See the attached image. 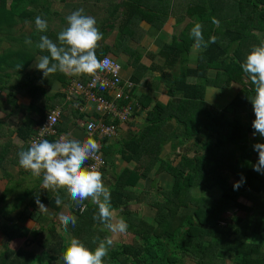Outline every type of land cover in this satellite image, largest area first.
<instances>
[{
	"label": "trees",
	"instance_id": "trees-1",
	"mask_svg": "<svg viewBox=\"0 0 264 264\" xmlns=\"http://www.w3.org/2000/svg\"><path fill=\"white\" fill-rule=\"evenodd\" d=\"M46 1L0 0V32L10 31L19 21H27L30 16L38 15V8L34 6L38 4L45 7ZM198 1L197 7H188L191 17L203 20L204 16L213 15L216 22L218 18L216 24H222L223 27L214 25L209 29L202 25H193L196 29L194 36L189 33V24L185 21V25L175 27L172 43H165L159 53L150 54L149 57L153 60L159 56L162 59L161 64H154L153 61L147 66L141 62V58L136 57L135 76L133 75L136 87L157 91L161 84H165L169 99L167 102H155L144 97L137 103L136 107L139 106L141 112L147 113V122L137 135L122 143L121 148L110 144L108 140L111 137L101 130L91 134L88 132L87 125L91 122L114 126L115 129L119 122L112 121L108 115L95 109L90 112L86 109V101L73 94L72 98L79 101L77 105L84 107L81 113L83 116L79 115L80 109H75L72 99L68 100V89L73 81L66 79L65 88L54 97L48 98L47 104H41L38 96L43 90L32 89L30 85L34 82L29 80L30 77L17 81L14 86L8 84L12 77L8 70L13 66L11 54L14 45L0 55V91H10L6 99L0 98V110L8 111L18 107V94L30 98V112L36 115L35 124H25L18 129L16 136L19 141L30 143L47 116L60 104L62 113L56 126L60 133L65 131V125L73 120L74 114L82 116L79 120L84 121L86 132L91 136L95 133L103 136L99 152L106 157V163L107 159H114V154L119 152L126 162L135 165L133 169H126L115 177L116 183L112 185L103 203L82 204L73 210L77 218H70L62 225L67 233L66 238L62 239L69 243L62 247L61 252L73 256L76 264H184L185 260L194 264H229L230 261L233 264H264V244L250 241L248 238L249 234L264 238V221L250 216L252 213L249 207L239 202V187L232 184L225 173L221 175L223 168L224 171L230 169L228 170L226 165L222 168L220 162L222 146L230 142L245 143L247 134L256 133L264 124V105L254 107L253 111H249L250 106H241L243 97L252 94L247 91L244 81L248 80L253 87L257 77L253 73V66L245 60L243 47H246L248 42H251L252 46V41L257 36L253 33L255 28H259L255 24L256 20L264 21V0H224L227 3L224 5L227 8L223 9V13L227 14L225 19L217 13L219 8L214 4V0ZM169 5L171 4L168 1L167 9ZM237 6L238 10L235 12ZM169 10L170 8L162 14L158 7L150 9V14L158 21H154L157 26L165 24ZM163 24L160 28H163ZM43 36L50 35L38 33L36 38ZM66 39L61 38L65 45L53 47V59L64 56L63 48L71 45V41ZM255 40L258 42L260 38L257 36ZM29 41L28 38L22 43L27 45ZM42 44L47 46L48 40ZM93 51L91 61L85 69V78L81 81L91 76L102 55H106L100 50ZM259 52L261 60L264 59V50L260 49ZM252 55L250 52L248 59H252ZM24 59L22 68H18L20 74H23L29 63L26 57L20 61ZM192 59L196 61L194 67L189 65ZM14 64L20 65V62ZM234 84L240 86V90L225 111L220 112L205 102L208 86L231 87ZM99 95L110 99L107 92ZM43 96L45 95L41 97ZM130 97L131 92H128L122 99V105L127 106ZM231 111L235 116L233 122L227 116ZM244 112L249 113L247 133L243 132L240 120H236ZM171 122L176 123V128L167 131L166 128L171 126ZM67 139L69 150L82 148V145L76 144L68 137ZM177 139L198 145L199 156L192 157L178 149L181 157L175 163L172 157L164 155L167 145ZM53 143L54 136H51L46 143L48 148ZM87 149L99 153L90 147ZM2 151L0 150V155H5ZM36 153L45 158L38 150ZM243 158H246L245 153ZM2 164L4 163L0 162V168L4 167ZM57 171L64 174L58 169ZM163 175L171 176L172 186L161 185ZM146 180H151L149 185L140 184ZM75 183L73 175L69 180L71 191L76 188ZM131 187L138 188V191H130L128 188ZM221 190L222 196L214 194L220 193ZM55 202L58 204L56 212L59 213L63 201L57 199ZM133 205L136 206L135 209L131 208ZM145 207L152 211L151 219L142 213ZM113 210L126 215L125 228L121 231L120 242L108 246L105 253L103 246L110 235L101 227L111 221ZM248 215L252 217L251 221H247ZM6 228V236L13 240L11 235L18 226ZM0 229L5 227L0 226ZM21 240L15 242L13 248H8L0 254V264H39L38 254L22 248ZM69 251H72V254ZM58 258L59 255L50 256L46 264H56Z\"/></svg>",
	"mask_w": 264,
	"mask_h": 264
},
{
	"label": "crops",
	"instance_id": "crops-1",
	"mask_svg": "<svg viewBox=\"0 0 264 264\" xmlns=\"http://www.w3.org/2000/svg\"><path fill=\"white\" fill-rule=\"evenodd\" d=\"M76 1L77 0H61V6L59 7L56 0H47L45 2V7L36 4L34 7L38 8V15L33 17L30 16L27 21H19L17 26L20 35L19 38L14 41L13 47L15 48V46L21 45L18 52H23L24 50H21L23 48L22 42L29 38V42L32 43L31 55L28 58L26 57L29 63L28 66L25 67L23 74L19 73L18 68H22L25 60L18 61L16 63L20 62V65H15L14 63L17 60L15 58L14 61L12 55L13 66L8 70L9 73L12 74V77L8 84L9 86H14L17 81L30 77L29 80L35 83L32 89L41 88L43 90L38 96V100L41 104H47L48 98L54 97L61 92L66 86L64 83L66 79L70 81L84 80L86 71L85 66L82 64L85 62L83 57L92 56L94 54L93 50L103 51L106 55L116 59L119 63L120 59L123 60V62L127 64V68H129V75L126 78H131V80H133L135 76V59L141 58V62L147 66H150L153 61L154 64H161L162 59L159 56L153 60L152 57H149L150 54L159 53L165 43H172L173 34L176 32L175 27L185 25V21L189 18L186 15L180 14V10L183 9L180 0H166L171 4L169 5V17L165 22L166 25L160 28L162 24L157 26L154 21H158L154 19L153 14H150V8L152 9V7L148 0H116V3L120 6L119 9H122V15H118L119 10L117 8L114 10L111 18L113 23H110L108 29H104L101 32L102 36L97 34V32L94 31L95 29H92L89 34H85V22L78 18V12L75 11ZM166 1L156 4L153 6L154 9L158 7L159 11L165 14L164 8L167 7ZM198 2V0H195V3H193L189 0V7H197ZM213 2L217 4L218 8H221L220 17L223 18L227 15L223 13V9L227 8L224 6L227 4L226 1L214 0ZM105 7L98 11L97 14L99 17H101L105 11ZM237 10L238 6L235 12H237ZM174 12L177 13V16L174 15ZM87 14L90 15L91 13ZM85 15L86 13L84 16ZM174 17L176 18L175 24L173 22ZM204 17L209 18L206 16ZM67 18H69L70 24L76 25L81 29L66 26L68 25ZM190 18L192 17L190 16ZM254 21L255 19L252 20V22ZM188 24H192V21L189 20V22H187V25ZM255 24L259 28H255L253 33L260 38V41H258L259 44L257 40H255L256 36L252 41L251 48L243 47L245 60L247 59V63L253 66V73L257 76L254 80L253 87L251 83H248V80L244 81L247 91L252 92V94L243 97L241 106H250L251 109H249V111H253L254 107L264 105V78L262 75L264 66L258 65L261 60L259 54L261 52L259 51L260 49L264 50V21L258 22L256 20ZM96 25L98 26V23H96ZM193 25L194 24L191 26ZM61 27H65V29L62 30L60 29ZM171 27H173V29ZM38 33H48L50 36L36 38ZM177 33L179 32L177 31ZM33 35L35 38H33ZM93 35L94 37H92ZM191 35L196 36L195 28H193ZM61 38H67L71 41L69 48H73L76 51L75 55L77 56V60L70 58L67 64H65L62 63L59 58L53 59L51 57L53 47H61V44L65 45V42L61 41ZM46 40H48L49 43L47 46L42 44L43 41ZM17 41L20 43H16ZM11 45L12 44H9L6 40L1 41L0 55L10 50L12 48ZM65 48L66 47H64L63 50H65ZM88 50L90 51L88 52ZM18 52L16 56L19 55ZM250 52L253 54L252 59H248ZM191 63L195 64L196 61H191ZM190 66L194 67L193 65ZM236 85L237 84H234L231 87L208 86L205 91V102L209 103L220 112L225 111L239 93L240 86ZM9 93L10 91L8 89L1 90L0 98L6 99ZM42 95L45 96L41 97ZM17 96L19 102L18 107L14 110H0V145H2V149L0 150H4L2 152L5 153V155H0V162L4 163L2 164L4 167L0 168V203H2L1 206H5L9 199L15 200L14 204L5 210H2L0 206V226L5 227V229H0V254L5 252L8 248H13L15 242L20 241L21 237H23L21 240L22 248L33 251L45 258L59 255L56 263L76 264L73 256L62 254L61 252L64 244L62 238L67 236L62 225L70 218L73 219L76 217V215L73 214V210L78 209L82 204L103 203L112 185L116 183L115 177L121 175L126 169H133L135 165L126 162L121 153L116 152L114 154V159H107V163L105 161V165L102 167L101 173L95 181L87 184H80L75 178L76 188L73 187L74 190L71 191L69 186L71 176L58 172L57 169L51 166L49 161H46L47 159L45 160V158L38 155L36 150L29 146V143H22L17 139L16 133L18 129L25 124H35L34 119L36 118V115L30 112L29 109L30 98L18 94ZM144 97L153 99L155 102H167L169 99L165 84H161L157 91L141 87L135 88L132 101L139 103ZM71 101L72 103L74 101L73 106L76 107L75 109H80V112H78L79 115L83 113L84 107H79L77 105L79 101L73 98ZM59 105L60 104H57L56 107ZM75 109L73 111H75ZM86 109L90 112L94 110V108L87 103ZM79 115L76 116L74 114L73 120L65 125L66 129L62 133L76 144L82 145V147L85 148L90 147L99 152V149L102 147L103 136L99 133H95L91 136L86 132L84 121L79 120L83 114L78 117ZM227 116L231 122L235 121L233 111ZM237 118V122L240 120L243 126V132L247 133L249 113L244 112ZM146 122L147 113L140 112V108L137 109L136 113L127 122L117 124L116 135L109 138V143L113 144L115 147L118 146V148H121V144L128 138L137 135ZM170 124L171 126L169 125V127L166 128L167 131L176 128L175 122H171ZM174 141L173 149L171 150V145L167 146L164 155L166 154L172 157L175 163H177L181 157L178 149L189 156H199L200 147L195 143H187L180 140L181 144L176 145ZM99 153L104 156L102 152ZM244 153L246 154L245 159L243 158ZM104 158L106 160V157ZM220 162L222 168L226 165L228 170L230 169V171H224L223 168L221 175L225 173L226 176H228V180L239 187L237 190L239 202L249 207V211L252 213L249 214L250 216H256L258 220L264 221V124L260 126L256 133L250 132L247 134L245 143L234 144L230 142L222 146ZM232 168H234V170ZM259 171L261 172L259 173ZM163 176L161 178L162 180H160L161 185H165V187L172 186L171 182L173 179L171 176ZM24 177H26L30 183H25L26 180ZM256 178L258 179L257 182L255 181ZM150 181L151 180H146L145 182L141 181L140 184L144 183L143 185L146 186L150 184ZM24 183L28 184L25 193L22 192V188L25 187ZM10 184H14V186L17 185V188L14 190L13 188H9ZM33 184L35 185L33 186ZM128 189L134 192L138 191V188L131 187ZM6 193H11V197H5ZM214 194L216 196H222V190L220 193L215 192ZM23 197H26V199H23ZM57 199L63 201L62 210L59 213L56 212L58 204L55 201ZM131 208L135 209L136 206L133 205ZM142 213L145 217L150 218L153 216L152 211L146 207L143 208ZM111 215V221L103 224L101 227L104 232L110 235L103 246L104 249L114 242H120L122 239L121 231L125 228V214L118 210H113ZM249 215L246 216L247 221L252 220V217ZM14 225L18 226V228L13 231L14 234L12 233L11 235L13 240H10L9 236H6V227H12ZM118 234H120V236H118ZM72 251H69V253L72 254Z\"/></svg>",
	"mask_w": 264,
	"mask_h": 264
},
{
	"label": "built area",
	"instance_id": "built-area-1",
	"mask_svg": "<svg viewBox=\"0 0 264 264\" xmlns=\"http://www.w3.org/2000/svg\"><path fill=\"white\" fill-rule=\"evenodd\" d=\"M122 71L123 66L113 57L108 55L102 57L96 70L87 80H74L71 83L68 89V100L72 99L73 94H77L96 111L108 115L112 121L127 122L133 116L134 109L131 104L122 105V99L133 83L123 78ZM104 92L110 95V99L99 95ZM61 113L62 107L58 106L47 116L29 146L44 155L52 167L65 175H74L80 184L91 183L97 179L105 163L104 158L101 154L87 148L68 149L69 141L66 135L56 128ZM87 130L90 134L101 130L109 137L116 134L114 126L98 122L89 123ZM51 136H54V143L48 148L46 143Z\"/></svg>",
	"mask_w": 264,
	"mask_h": 264
},
{
	"label": "rangeland",
	"instance_id": "rangeland-1",
	"mask_svg": "<svg viewBox=\"0 0 264 264\" xmlns=\"http://www.w3.org/2000/svg\"><path fill=\"white\" fill-rule=\"evenodd\" d=\"M56 1L58 2V7L61 6V0H56ZM69 1H72V0H69ZM148 1H149L150 6L153 8V6H155L156 4H160L161 2H165L166 0H148ZM191 2L195 3V0H191ZM180 3H182V6L181 7H183V9L180 10V14H182L184 16L186 15V16L189 17L188 20H186L187 22H189V20H191L192 21V24H194V25H197V24L198 25H202L203 27L209 28V29L212 26H214V25L215 26L220 25V28L223 27L222 24H216L218 22V18H217V22H216L215 21V18L213 17V15L210 16L209 18H205L203 20H200L199 18L194 17V16H193L194 18H190V16H191L190 14L191 13H190V10L188 9V7H189V0H180ZM75 5H76L75 11L78 12V14H77L78 18H80L82 21L85 22V26H84V33L85 34H89L92 29H95L94 31L97 32V34L101 35V32L104 29H108V26L110 25V23H113V21H112L111 18L113 16V12H114V10H116V8L119 10L118 15L119 16L122 15V9L121 10L119 9L120 6L116 3V0H77L75 2ZM105 6H109V7H105ZM103 7H105V11L101 15V17H99L97 13ZM32 8H33V6H32ZM220 9L221 8H219L218 11H217L218 14L221 13V10ZM167 10H168L167 7L164 8V11L165 12H167ZM169 12H170V10H169ZM85 13H86V15L84 16ZM87 13H91V14L89 15ZM174 15L177 16V13L174 12ZM70 16H72V15H70ZM168 17H169V13H168ZM67 20H68V25H66V26L72 27V28H75V29H77V28L81 29L80 27H78L76 25L70 24L69 23V18H67ZM211 20H212V22H211ZM173 22H174V24L176 23V18L175 17H174ZM96 23H98V26L96 25ZM192 24H189V26L187 27L189 29V33L190 34H191L192 30H193V27L191 26ZM165 25L166 24H163V26H165ZM17 26L16 27L13 26L10 31L2 30V32H0V40H5L6 39V41L9 44H13L14 41L16 39H18L19 38V35H20V31L17 28ZM171 28L173 29V27H171ZM60 29L63 30V29H65V27H61ZM7 34H9V35H7ZM142 35H144V34H142ZM92 37H94V35ZM16 43H20V42L17 41ZM248 44H250V45H248ZM22 45H23V48L21 50H24L23 52H21L18 56H16L19 48H21V45H19V46H15V48L12 51V54H11V55H13L14 59L15 58L17 59V61H20L22 58H25V57H28V56L31 55L30 53H31L32 43L28 42L27 45H25V44L22 43ZM246 47L251 48V42H248L246 44ZM64 52H65L64 56L59 57V59L61 60L62 63L67 64V62H68V60L70 58H73V59L77 60V56L75 55V52L76 51L70 49L69 46H66ZM83 60H85V62L82 63V64L85 66V69H86V66L91 61L90 56L83 57ZM119 61L124 66V70L122 71L123 78H126L129 75V68H127V64L124 63L123 60L120 59ZM191 61H194L195 62V59H192L189 62V65L195 66L196 63L195 64H192ZM15 63H16V61H15ZM258 65L264 66V59H262L259 62ZM262 75L264 76V67L262 69ZM30 86L32 88L33 86H35V83L34 84H31ZM172 141L169 143V145H171V146H172ZM174 142H175L176 145H180L181 144V142H180L179 139L175 140ZM169 145H167V146H169ZM253 159H254V156H253ZM260 172L261 171H259V173ZM24 178L26 180L25 183L26 182L30 183L27 180L26 177H24ZM255 181L257 182L258 179L256 178ZM25 183H24V186L25 187L22 188V192H24V193L26 191V188L28 187V184H25ZM34 185L35 184H33V186ZM9 188H11V189L13 188V190H14V189L17 188V185L14 186V184H10ZM207 194H209V193H207ZM9 196L11 197V193H6V196L5 197H8L9 198ZM12 196H13V194H12ZM14 202H15V200L9 199L8 202H7V204L5 206L4 205L1 206L2 203H0V206H1L2 210H5L8 207L12 206L14 204ZM118 236H120V234H118ZM65 238H66V236H65ZM248 238H249L250 241H256L258 243L264 244V238L261 237L260 235L249 234L248 235ZM63 242H64L63 246H66L69 243V242L64 241V240H63ZM107 249H108V246L104 249V252L105 253H106ZM70 250H72V249H70ZM38 256H39V259H38V263L39 264H46V262H48V258H45L44 256H41V255H38ZM56 264H61V263H56ZM184 264H194V263L193 262H190L188 260H185L184 261ZM229 264H233V263H231V261H230Z\"/></svg>",
	"mask_w": 264,
	"mask_h": 264
},
{
	"label": "clouds",
	"instance_id": "clouds-1",
	"mask_svg": "<svg viewBox=\"0 0 264 264\" xmlns=\"http://www.w3.org/2000/svg\"><path fill=\"white\" fill-rule=\"evenodd\" d=\"M99 64V63H98ZM92 75V74H91ZM126 80H130V81H132V83H133V86L129 89V91L128 92H131V99H130V101H129V103L128 104H131L132 105V107H133V109H134V114L136 113V110L137 109H139L140 107L138 106V107H136V105H137V103H135L134 101H132V95H133V92H134V90H135V88H138V87H136V84H135V82L133 81V80H131V78H125ZM141 109V108H140ZM141 112V111H140ZM133 114V115H134ZM131 119V118H130ZM100 154V153H99ZM103 156V155H102ZM103 158H104V156H103ZM104 161H105V158H104ZM104 165H105V163H104ZM103 165V166H104ZM54 168V167H53ZM56 169V168H55ZM101 172V171H100ZM100 174V173H99ZM99 174H98V176H99ZM98 178V177H97Z\"/></svg>",
	"mask_w": 264,
	"mask_h": 264
}]
</instances>
